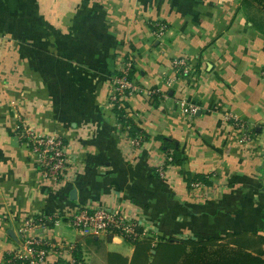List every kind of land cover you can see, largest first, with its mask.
Segmentation results:
<instances>
[{
  "label": "crops",
  "instance_id": "0c3cea01",
  "mask_svg": "<svg viewBox=\"0 0 264 264\" xmlns=\"http://www.w3.org/2000/svg\"><path fill=\"white\" fill-rule=\"evenodd\" d=\"M255 23L264 13L241 0H0V264L23 250L24 235L58 242L43 264H66L72 243L84 264L129 260L134 244L70 226L75 210L97 203L148 225L149 236L264 235V31ZM125 67L136 90L120 107L134 135L109 104ZM20 123L67 142L69 178L42 177ZM171 152L179 164L159 172ZM54 213L57 222L22 233L26 217Z\"/></svg>",
  "mask_w": 264,
  "mask_h": 264
},
{
  "label": "built area",
  "instance_id": "2783aa9c",
  "mask_svg": "<svg viewBox=\"0 0 264 264\" xmlns=\"http://www.w3.org/2000/svg\"><path fill=\"white\" fill-rule=\"evenodd\" d=\"M164 26L159 24L156 28V35L162 34ZM173 66L177 71L186 73L187 68L185 62L181 59H175ZM128 67H125L120 75L113 76V93L109 97V104L119 108L120 100L125 95L126 90L130 93L135 91L129 80L127 79ZM121 108V107H120ZM183 112H192L191 108H184ZM229 115L227 116V118ZM16 135L21 142L26 143L33 153L34 162L42 177L59 182L69 178L71 175L67 171V149L68 144L59 135H40L35 134L32 130L27 129L22 123L18 124L15 129ZM131 143L135 146L140 145L139 138H130ZM142 140V139H141ZM171 164L170 154L165 153L162 164L158 167V171L164 170V166ZM194 186L200 183H193ZM57 214L31 215L24 219L22 225V233L33 232L39 228H47L48 220L57 222ZM70 226L82 235L97 236L110 235L120 237L123 240L134 242L136 240L148 237L151 228L136 218L126 214L123 210L115 206H107L97 203L92 206H83L73 212L67 218ZM58 242L52 237H38L36 235L26 236L22 239V248H18L15 252L8 255L4 264H43L48 251L51 250ZM69 254L66 264H84L75 254V246L69 244ZM55 248V247H54Z\"/></svg>",
  "mask_w": 264,
  "mask_h": 264
},
{
  "label": "trees",
  "instance_id": "16d2710c",
  "mask_svg": "<svg viewBox=\"0 0 264 264\" xmlns=\"http://www.w3.org/2000/svg\"><path fill=\"white\" fill-rule=\"evenodd\" d=\"M241 1L256 5L264 13V0ZM255 24L264 31L263 23ZM113 110L134 135L136 128L126 112L115 105ZM164 145L168 153L167 142ZM170 156L171 163L179 164L176 154L171 152ZM129 243L135 246L132 256L129 260L121 256V264H264V235L256 231H227L223 236L211 235L203 239L148 236ZM74 254L81 259L77 249Z\"/></svg>",
  "mask_w": 264,
  "mask_h": 264
},
{
  "label": "water",
  "instance_id": "95a60500",
  "mask_svg": "<svg viewBox=\"0 0 264 264\" xmlns=\"http://www.w3.org/2000/svg\"><path fill=\"white\" fill-rule=\"evenodd\" d=\"M75 191H74V189L71 191V194H70V196H73L75 193H74ZM8 234L11 236V237H13L14 236V234H13V231L12 230H10L9 232H8Z\"/></svg>",
  "mask_w": 264,
  "mask_h": 264
},
{
  "label": "rangeland",
  "instance_id": "374dc122",
  "mask_svg": "<svg viewBox=\"0 0 264 264\" xmlns=\"http://www.w3.org/2000/svg\"><path fill=\"white\" fill-rule=\"evenodd\" d=\"M259 9V8H258ZM260 10V9H259Z\"/></svg>",
  "mask_w": 264,
  "mask_h": 264
}]
</instances>
